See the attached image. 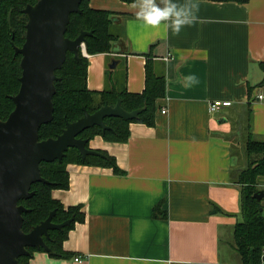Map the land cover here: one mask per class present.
<instances>
[{
    "label": "crops",
    "instance_id": "crops-1",
    "mask_svg": "<svg viewBox=\"0 0 264 264\" xmlns=\"http://www.w3.org/2000/svg\"><path fill=\"white\" fill-rule=\"evenodd\" d=\"M174 2L195 11L197 0ZM138 3L90 0L93 8L116 15L120 38L110 52L87 55V83L90 90H104L111 69L115 79L127 75L130 92L142 93L146 63L153 60L167 81L156 125L132 122L123 143L100 135L90 140V148L114 156L125 173L70 163V187L52 195L66 208L83 206L85 221L63 244L81 260L36 252L30 264L241 263L234 246L235 226L243 220L236 181L247 164L249 108L251 133L264 138V0H199L196 22L179 34L169 28L166 38L170 22L154 28L138 20ZM157 3L164 6V0ZM217 99L233 105L210 112ZM158 204L166 217L154 216Z\"/></svg>",
    "mask_w": 264,
    "mask_h": 264
},
{
    "label": "trees",
    "instance_id": "trees-1",
    "mask_svg": "<svg viewBox=\"0 0 264 264\" xmlns=\"http://www.w3.org/2000/svg\"><path fill=\"white\" fill-rule=\"evenodd\" d=\"M39 0H1L0 1V119L6 120L15 109L12 99L20 89L22 76V55L16 54L14 44L21 47L26 39L27 15L23 12L28 4H35ZM136 2L138 0H123ZM216 2H236L247 4L249 0H209ZM81 13H72L71 20L66 31V37L74 40L82 31L93 32L86 37V50L88 54L110 52L113 43L120 38L112 32L116 15L103 9H96L90 5V0H83L80 4ZM150 56V54H148ZM89 59L80 50V58H76L73 52H68L63 66L56 71V94L53 97L54 118L51 122L42 125L39 130L40 140L55 138L66 128L67 122L78 120L84 115V107L90 113H94L104 105L115 106L118 99L121 105L128 111L142 108L138 118L126 120L121 117L108 116L105 122L111 129L104 130L95 125L81 132L78 137L88 139L87 147L90 148V140L95 136H102L111 142H127L130 138V124L132 122L144 123L148 126L156 125L158 110L157 100L166 95V76L159 72L153 60L146 63V87L142 93H133L127 87V75L115 79L113 70L109 69L111 85L102 91L90 90L88 87ZM264 74V61L260 62ZM259 86H264V76ZM249 94L254 87H248ZM248 121L245 152L246 166L239 172L237 183L241 189V211L243 220L236 224L234 229V246L241 257L240 264H264V198L259 200L255 194L264 190V138L256 139L251 133L252 109L247 110ZM91 149V148H90ZM105 156L89 155L83 159L80 151L69 148L62 160L52 162L43 161L40 164L41 174L46 182H35L31 191L35 194L31 198L21 199L30 211L23 214V230L28 233L36 225L46 220L52 211H55L52 221L62 223L72 216L74 220L62 230H49L50 238L45 237L47 245L52 252L43 247H28L30 252L18 258L19 264H30L31 258L36 252H48L52 257L74 259L80 255L68 252L64 249V241L77 222L85 221L82 205L69 206L68 208L58 199L54 198V189H68L70 187V174L67 166L70 163L99 165L112 167L118 174H124L117 164L116 158L106 151L98 150ZM154 216L166 217L167 213L158 204L154 209Z\"/></svg>",
    "mask_w": 264,
    "mask_h": 264
},
{
    "label": "water",
    "instance_id": "water-1",
    "mask_svg": "<svg viewBox=\"0 0 264 264\" xmlns=\"http://www.w3.org/2000/svg\"><path fill=\"white\" fill-rule=\"evenodd\" d=\"M1 1V0H0ZM83 0H39L28 4L23 12L28 17L26 39L16 54L22 55L19 92L12 97L15 109L6 120L0 119V264H19L18 258L30 252L28 247H43L52 252L45 237L49 230H62L74 220V216L62 223L52 221L55 211L30 232L23 230V214L30 211L21 199L34 196L31 191L35 182H46L41 174L43 161L62 160L69 148H77L83 159L89 155L105 156L87 147L88 139L78 137L87 128L98 125L111 129L105 122L108 116L126 120L136 119L147 107L128 111L118 99L115 106L104 105L94 113L84 107V115L67 122L66 128L55 138L40 140L42 125L54 118L53 97L56 94V71L67 59L68 52L80 58V50H86V37L93 32L82 31L72 40L66 31L72 13H81ZM264 198V190L255 194ZM264 260V258H263Z\"/></svg>",
    "mask_w": 264,
    "mask_h": 264
},
{
    "label": "clouds",
    "instance_id": "clouds-1",
    "mask_svg": "<svg viewBox=\"0 0 264 264\" xmlns=\"http://www.w3.org/2000/svg\"><path fill=\"white\" fill-rule=\"evenodd\" d=\"M139 11L136 16L138 20H142L145 24L157 28L162 21L170 22L165 24L163 36L166 38L168 29L174 34H179L182 27L191 25L198 19L199 0L194 4V9L178 8L174 0H164V6L161 7L157 0H139L137 5Z\"/></svg>",
    "mask_w": 264,
    "mask_h": 264
},
{
    "label": "built area",
    "instance_id": "built-area-1",
    "mask_svg": "<svg viewBox=\"0 0 264 264\" xmlns=\"http://www.w3.org/2000/svg\"><path fill=\"white\" fill-rule=\"evenodd\" d=\"M84 55L85 56L88 55L87 50L84 51ZM258 97H259V99H263V95L262 94H259ZM232 105H233V101H231V100H220V99H217V100H213V101H211L209 103V110H210V112H218L221 109H223L224 107H229V106H232ZM162 112L166 113L167 111L164 109ZM81 257L82 256L76 257L75 260H81Z\"/></svg>",
    "mask_w": 264,
    "mask_h": 264
},
{
    "label": "rangeland",
    "instance_id": "rangeland-1",
    "mask_svg": "<svg viewBox=\"0 0 264 264\" xmlns=\"http://www.w3.org/2000/svg\"><path fill=\"white\" fill-rule=\"evenodd\" d=\"M117 28H118L117 25H114V24H113V26H112V32H113V33H116Z\"/></svg>",
    "mask_w": 264,
    "mask_h": 264
}]
</instances>
